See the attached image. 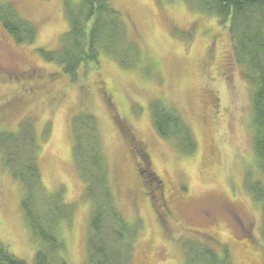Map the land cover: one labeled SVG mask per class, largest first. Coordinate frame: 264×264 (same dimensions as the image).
Wrapping results in <instances>:
<instances>
[{"label": "rangeland", "instance_id": "1", "mask_svg": "<svg viewBox=\"0 0 264 264\" xmlns=\"http://www.w3.org/2000/svg\"><path fill=\"white\" fill-rule=\"evenodd\" d=\"M78 2L0 0L37 28L33 44L17 45L0 23V130L16 133L25 120L33 123L44 186L74 206L71 222L60 229L69 264L88 260L92 204L74 160L73 135L75 117L87 111L97 119L119 208L130 223H140L132 264H147L151 257L154 264H185V242L199 237L227 248L234 264H264L263 205L252 191L253 184H264L253 145V87L234 56L229 25L185 0H113L140 63L125 67L116 56L101 53L99 67L82 71L72 82L40 50L60 48L69 30L66 4ZM29 69L40 77L32 90L25 85ZM154 102L178 110L192 126L194 154H183L158 135ZM117 122L134 155H145L142 144L153 155L154 167L141 170L150 192L165 184L173 211L167 226L143 196L133 169L139 160L131 159ZM22 198L21 184L0 157V242L34 264L38 244L26 224Z\"/></svg>", "mask_w": 264, "mask_h": 264}, {"label": "trees", "instance_id": "2", "mask_svg": "<svg viewBox=\"0 0 264 264\" xmlns=\"http://www.w3.org/2000/svg\"><path fill=\"white\" fill-rule=\"evenodd\" d=\"M185 1L230 27L234 56L238 65L246 69V79L253 87V145L258 168L264 176V0ZM65 14L69 30L62 36L60 48L40 52L46 61L59 65L72 82L78 81L82 71L97 69L101 53L116 56L125 67L140 63L135 41L126 30L123 15L113 7V0H79L75 5L66 4ZM0 23L17 45L33 44L37 38V28L21 19L10 5H0ZM151 110L161 138L174 142L185 155L196 152L195 133L178 110L159 102H154ZM73 135L74 160L85 183V195L92 204L87 264H132L140 223H130L119 208L102 153L96 117L89 111L77 115ZM40 150L30 120L21 123L16 133L0 130V157L23 188L22 211L38 244L34 264H69L60 229L63 223L71 222L74 206L64 201L61 192L51 194L45 188L39 166ZM252 191L263 205L259 243L264 255V184H253ZM199 238L202 239L189 238L185 242V264H234L227 248ZM0 264L27 263L0 242Z\"/></svg>", "mask_w": 264, "mask_h": 264}, {"label": "flooded vegetation", "instance_id": "3", "mask_svg": "<svg viewBox=\"0 0 264 264\" xmlns=\"http://www.w3.org/2000/svg\"><path fill=\"white\" fill-rule=\"evenodd\" d=\"M205 34H207V32H204V35ZM24 75H26L25 85L29 86L30 89L32 90L31 86H33L36 80L40 79V77L38 79L36 78L38 75L37 70L29 69L28 71L24 73ZM117 126H118V122H117ZM119 129L121 130L123 143H125L127 147L129 146L131 148L130 153H129L131 156V159L134 160V157H136L135 159L139 160L138 164L133 163V169H134L135 179L139 187L143 191V196L145 197L149 208L153 210L157 218H159L160 224L162 226H167V224L173 221V211H172V208L170 207V203H169L168 196H167L168 191L167 189H165V184H162L160 186H155L154 187L155 192H150L149 191L150 185L147 183L146 179L144 178L146 177L145 171H144L145 168L146 170H150L151 168L154 167L153 166V155H151L147 151V148L143 144H142L141 149L144 150L143 153H145V155L138 154V152H136L137 156L134 155L135 151L133 148L134 146H132V141L128 138L125 132L123 133L121 125ZM147 155H149V157ZM146 158L147 160L148 159L150 160V163L146 161ZM141 166L144 167L143 171L141 170ZM216 227H220V225L216 223ZM166 230H167V227H166ZM146 262H148L147 264H152V263L154 264L152 257L149 258L148 261Z\"/></svg>", "mask_w": 264, "mask_h": 264}]
</instances>
